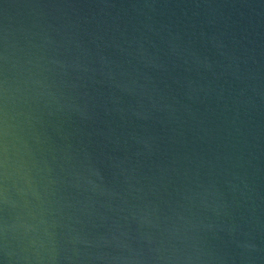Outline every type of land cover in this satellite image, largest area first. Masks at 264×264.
Segmentation results:
<instances>
[{
    "label": "water",
    "instance_id": "water-1",
    "mask_svg": "<svg viewBox=\"0 0 264 264\" xmlns=\"http://www.w3.org/2000/svg\"><path fill=\"white\" fill-rule=\"evenodd\" d=\"M0 264H264V0H0Z\"/></svg>",
    "mask_w": 264,
    "mask_h": 264
}]
</instances>
